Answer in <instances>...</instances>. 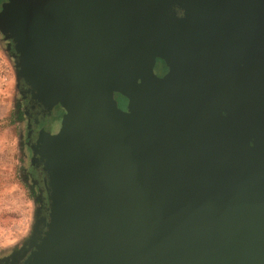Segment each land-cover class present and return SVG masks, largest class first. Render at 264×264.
Wrapping results in <instances>:
<instances>
[{
    "label": "water",
    "instance_id": "obj_1",
    "mask_svg": "<svg viewBox=\"0 0 264 264\" xmlns=\"http://www.w3.org/2000/svg\"><path fill=\"white\" fill-rule=\"evenodd\" d=\"M174 1L37 0L23 27L7 4L20 76L44 113L38 148L49 195L42 228L12 264H264V181L208 184L170 169L188 137L232 143L223 135L240 130L205 120L187 97H157L139 122L138 76L120 72L150 56L136 43L123 49L138 6L170 13ZM240 2L246 43L259 46L264 0ZM207 61L177 73L216 66ZM239 134L242 144L211 152L264 158V130L249 143Z\"/></svg>",
    "mask_w": 264,
    "mask_h": 264
},
{
    "label": "flooded vegetation",
    "instance_id": "obj_2",
    "mask_svg": "<svg viewBox=\"0 0 264 264\" xmlns=\"http://www.w3.org/2000/svg\"><path fill=\"white\" fill-rule=\"evenodd\" d=\"M9 2L11 0H0V14L6 23ZM173 3L170 13L155 12L156 4L138 6L133 19L139 21L131 33L136 35L137 41L130 42L132 35L126 34L123 49L136 43L139 48L147 47L150 53L140 62L120 68L121 74L138 76L136 84L141 89L138 121L147 119L157 97L165 100L187 97L205 120L229 122L249 143L264 130V30L257 39L259 46L246 43V34L250 30L246 27L240 0H216L215 4L207 2L208 5L205 2L197 5L195 0H175ZM261 27L264 29V24ZM145 39L147 45H144ZM195 59H202L205 64L208 59H214L216 66L177 73ZM146 130L143 124V135ZM239 133L227 131L223 135L233 140L232 143L210 136L201 139L188 137L180 149L177 165L170 169L208 184L225 183L235 176L263 182L264 158L211 152L215 147L224 150L225 145L233 148L242 144ZM40 176L41 191L47 193L45 172L42 171ZM48 206L49 199L42 206L44 220ZM12 263L15 261L9 264Z\"/></svg>",
    "mask_w": 264,
    "mask_h": 264
},
{
    "label": "rangeland",
    "instance_id": "obj_3",
    "mask_svg": "<svg viewBox=\"0 0 264 264\" xmlns=\"http://www.w3.org/2000/svg\"><path fill=\"white\" fill-rule=\"evenodd\" d=\"M36 1L11 0L22 27ZM5 26L0 14V264L15 261L33 241L49 199L40 176L44 114L20 76L16 46Z\"/></svg>",
    "mask_w": 264,
    "mask_h": 264
}]
</instances>
